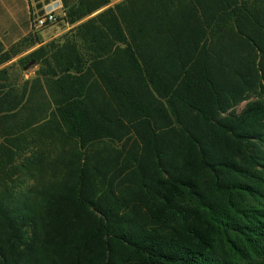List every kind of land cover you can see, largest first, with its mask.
Returning <instances> with one entry per match:
<instances>
[{
	"label": "trees",
	"instance_id": "obj_1",
	"mask_svg": "<svg viewBox=\"0 0 264 264\" xmlns=\"http://www.w3.org/2000/svg\"><path fill=\"white\" fill-rule=\"evenodd\" d=\"M110 4L65 8L84 44L41 73L55 79L52 115L77 141V163L63 159L59 181L0 193V264H264V103L220 117L250 91L264 94V0ZM29 37L6 51L0 41V66ZM8 81L1 69L0 129L25 102ZM175 122L184 141L168 159L160 141ZM133 132L121 170L86 159ZM1 139L0 159L13 158L15 140ZM141 149L155 169L139 163Z\"/></svg>",
	"mask_w": 264,
	"mask_h": 264
},
{
	"label": "rangeland",
	"instance_id": "obj_2",
	"mask_svg": "<svg viewBox=\"0 0 264 264\" xmlns=\"http://www.w3.org/2000/svg\"><path fill=\"white\" fill-rule=\"evenodd\" d=\"M55 1L48 0L50 3ZM61 1L63 6L57 10V21L38 32L32 31L27 42L29 44H23L24 46L18 49L17 56L12 61L0 66V70L5 69L8 72L9 88H13L15 92L20 94L26 93L23 108L18 115L9 119V123H5L0 129L1 143L8 144L9 139L15 140L11 149L16 151V155L12 156L13 158L3 157L0 159L2 166L0 169V193L8 187L10 190L28 192L33 188H41L43 185L59 181L67 171L68 163H63V159L77 163V158H75L79 151L77 141L68 140L61 134L52 115L55 112L57 98L54 86L55 79L41 73L42 70L48 68L45 61L48 60L54 65L56 62L54 55L61 58L66 53L70 43L77 41L79 45L84 44L78 32L79 24L70 25L65 16L66 6L75 4L77 0ZM19 12L15 14L16 16L9 13L18 22L17 29L13 31H18V33L22 28ZM40 48H44L45 58L37 60L36 66L24 71L27 64L22 65L19 61ZM6 50L8 49L4 47V51ZM61 50L63 52L60 53ZM259 62L260 59H257L254 64H259ZM254 102L264 103V94L258 90L250 91L243 101L236 104L229 112L221 114L220 117L239 115L249 104ZM183 125V123L175 122L172 130H165L166 133L162 132L160 146L168 159L175 158L178 145L184 141ZM135 139L137 136L133 132L126 135L122 140L99 142L85 151L86 159L92 162L95 157L93 162L96 164V159L99 158L112 168V173L117 172L126 166L127 154L132 149ZM139 158V163L146 164L150 169L151 167L156 168L153 158L143 149H141ZM84 162L85 159L81 161V164ZM137 163H135L136 166ZM131 170L128 169L123 173V176L126 175L131 180L130 185L135 180L134 176L130 175L133 171ZM112 176L114 175H110V179ZM119 180L120 178L116 177L114 183L118 184L116 182Z\"/></svg>",
	"mask_w": 264,
	"mask_h": 264
},
{
	"label": "crops",
	"instance_id": "obj_3",
	"mask_svg": "<svg viewBox=\"0 0 264 264\" xmlns=\"http://www.w3.org/2000/svg\"><path fill=\"white\" fill-rule=\"evenodd\" d=\"M124 1L110 0V5L113 6ZM19 2L20 5H18ZM60 6H63L61 0H56L54 3H50L48 0H0V41L6 49L11 48L32 33V15L34 13H42L44 10L52 8L58 9ZM17 12L20 13L22 27L19 33L18 31L13 32L18 27V22L13 17Z\"/></svg>",
	"mask_w": 264,
	"mask_h": 264
},
{
	"label": "built area",
	"instance_id": "obj_4",
	"mask_svg": "<svg viewBox=\"0 0 264 264\" xmlns=\"http://www.w3.org/2000/svg\"><path fill=\"white\" fill-rule=\"evenodd\" d=\"M58 9H48L44 10L42 13H34L32 15V31L38 32L42 30L44 27L54 24L57 21L58 16L57 14Z\"/></svg>",
	"mask_w": 264,
	"mask_h": 264
},
{
	"label": "water",
	"instance_id": "obj_5",
	"mask_svg": "<svg viewBox=\"0 0 264 264\" xmlns=\"http://www.w3.org/2000/svg\"><path fill=\"white\" fill-rule=\"evenodd\" d=\"M36 62H37V61H35V60H31V61H29V63L24 67V71L29 70V69L32 68L33 66H36V65H37Z\"/></svg>",
	"mask_w": 264,
	"mask_h": 264
}]
</instances>
